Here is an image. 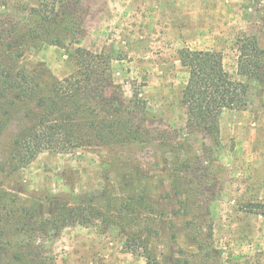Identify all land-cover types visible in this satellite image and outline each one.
<instances>
[{
    "label": "rangeland",
    "instance_id": "374dc122",
    "mask_svg": "<svg viewBox=\"0 0 264 264\" xmlns=\"http://www.w3.org/2000/svg\"><path fill=\"white\" fill-rule=\"evenodd\" d=\"M40 1L10 4L31 8ZM81 2L87 15L80 47L111 59L118 100L142 101L147 128L178 131L184 152H195L204 162L201 178L191 174L190 182L200 192L195 201L203 204L198 216L211 229L204 238L209 259L191 258L198 252L186 225L190 216L173 214L178 197L171 191V169L178 160L169 145L173 140L161 139V133L124 148L45 150L13 171L11 140L24 126L15 115L0 137V191L8 194L0 200V231L10 232L7 215L17 207H36V215H43L54 201L74 207L135 194L147 197L162 215L126 231L98 222L66 226L37 235L36 243L52 264H147L148 255L156 264H264V81L242 76L239 68L243 40L254 38L264 51V0ZM184 49L219 53L229 78L248 86L246 106L221 114L216 142L186 130L181 96L188 71L179 61ZM20 67L45 84L68 76L74 61L64 49L46 45L26 54ZM106 96H112L109 89ZM140 235L147 238L143 245L129 240L125 246L128 237ZM3 247L0 236V251ZM0 259L8 263L6 256Z\"/></svg>",
    "mask_w": 264,
    "mask_h": 264
},
{
    "label": "trees",
    "instance_id": "16d2710c",
    "mask_svg": "<svg viewBox=\"0 0 264 264\" xmlns=\"http://www.w3.org/2000/svg\"><path fill=\"white\" fill-rule=\"evenodd\" d=\"M17 12L19 16L15 15ZM86 15L81 0H41L31 8H14L10 0H0V137L8 125L6 121L15 115L24 123L11 140L9 165L17 171L45 150L65 152L93 146L143 145L147 137L154 140V134L161 133V139L173 140L169 145L178 160L171 169V191L178 197V208L173 214L190 216L186 225L192 231L191 239L198 252L191 258L202 256L206 262L210 251L204 238L211 236V229L198 216L203 204L195 201L200 192L190 182L191 174L198 173L201 178L204 162L195 152H184V146L176 141L178 131L147 128L142 101L118 100L111 59L80 47ZM46 45L64 49L74 61V70L62 79L52 78L42 84L37 76L27 74L20 62L32 50ZM179 61L188 71L181 96L186 130L216 142L221 114L246 106L248 86L229 78L219 53L184 49ZM239 68L242 76L264 81V51L254 38L241 42ZM107 89L112 96H106ZM7 197L6 192L0 191V200ZM37 209L17 207L8 213L11 230L0 231L4 239L0 257L6 256L7 264H52L43 247L36 243L37 235L95 222L107 230L126 231L162 215L150 206L147 197L135 194L104 197L93 204L74 207L54 201L43 215H36ZM128 238L126 247L129 240L132 246H141L147 240L141 235ZM146 260L147 264H156L150 255ZM175 264L189 262L176 260Z\"/></svg>",
    "mask_w": 264,
    "mask_h": 264
}]
</instances>
